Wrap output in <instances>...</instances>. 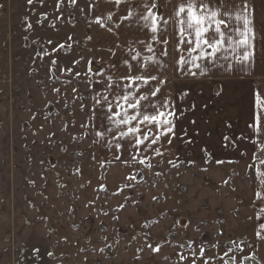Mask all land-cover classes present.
<instances>
[{
  "label": "rangeland",
  "instance_id": "1",
  "mask_svg": "<svg viewBox=\"0 0 264 264\" xmlns=\"http://www.w3.org/2000/svg\"><path fill=\"white\" fill-rule=\"evenodd\" d=\"M69 1L0 0V264H243L254 174L110 140L90 2Z\"/></svg>",
  "mask_w": 264,
  "mask_h": 264
},
{
  "label": "crops",
  "instance_id": "2",
  "mask_svg": "<svg viewBox=\"0 0 264 264\" xmlns=\"http://www.w3.org/2000/svg\"><path fill=\"white\" fill-rule=\"evenodd\" d=\"M89 2V13L93 20L90 43L91 46H99L91 59L92 83L89 86L92 104L95 106V100L99 98L98 94H104L103 84L109 76L113 80H118L122 74H125L127 69L125 61H128L135 66L134 70L139 69L138 74L151 73L166 80L167 83L160 85L162 89L160 100L171 99L183 112L176 121L177 138L170 145L164 143L156 146L162 155L150 150L137 153L133 148L131 152H135L134 154L146 152V155L152 158L172 157L180 161L187 160L190 156L196 160L211 158L210 161L214 163L218 160L224 161L221 164L227 166L241 161L244 163L243 171L254 174L255 186L257 190H261L256 178V169H264V164L261 163V160H264V153H258L257 159L253 160L254 148L247 138L252 137V130L248 128V124L251 122L255 93L260 92L264 95V0H250L257 31L255 57L250 64L238 62L240 49L235 48V45L230 44L227 39L228 36L237 38L235 31L238 27L237 22L235 19L229 20L227 15H222L221 18L229 22L230 29L226 31L224 46L217 53V57L195 61L200 64V68L186 65L183 72L175 71V60L178 57L174 48L152 41L151 32L143 27L144 21L139 19V16L147 0H121L119 4H115L114 0H89ZM156 2L159 3L160 11L165 18L169 20L168 25L165 26L166 38L178 39L176 34L179 25L172 19L173 5L177 0H156ZM203 2L221 13L225 11L226 3L227 11L233 17L239 14L243 4V0H203ZM70 6L76 8V2L69 1L67 8L63 4H58V10L70 11ZM129 12L133 13V17L123 19ZM109 14L112 15L111 21L107 20ZM101 17L112 31H107L95 23ZM209 35L212 36L214 33L210 31ZM149 46L153 49L151 52L148 50ZM164 47H168L169 56L161 55ZM137 52L140 56L134 61L131 57ZM196 54L192 53L193 56ZM180 55L188 57V52L183 46ZM150 56L157 63L147 64L146 58ZM189 68L197 74L190 75ZM184 92L187 95L181 96ZM109 99L112 97L110 96ZM153 102H155L154 98ZM98 111L99 117L103 120L101 124L104 130L108 131L112 128L113 132H116L115 127L107 119V107H98ZM113 132H109L110 140H113ZM119 142H127V140H119ZM242 152L247 154L242 156ZM250 164L254 166L252 169L248 167ZM248 205L251 206L248 209L251 213L247 215L248 220H246L252 229L251 238L254 246L247 252L249 256L255 255L259 264H264V240H260L255 235V231L258 230L255 217L260 209L264 208V203L255 200ZM247 240H245L246 244Z\"/></svg>",
  "mask_w": 264,
  "mask_h": 264
},
{
  "label": "snow or ice",
  "instance_id": "3",
  "mask_svg": "<svg viewBox=\"0 0 264 264\" xmlns=\"http://www.w3.org/2000/svg\"><path fill=\"white\" fill-rule=\"evenodd\" d=\"M32 2L33 0H28V3ZM72 2L75 3V0ZM114 2L119 4L121 0H114ZM173 13V22L179 25L176 34L178 39L174 40L166 38L165 26L168 25L169 20L160 11V5L156 0H147L144 3V10L139 19L144 21L143 27L151 32L150 39L152 41L174 48L178 57L175 60V71L183 72L186 65L200 68V64L195 61L217 57V53L224 46L226 31L230 29L229 22L222 19V15H227L229 20L235 19L238 24L235 29L237 38L227 37L230 44H234L235 48L240 49V55L237 57L238 62L250 64L254 60L257 31L250 0H243L242 10L234 17L229 15L226 3L225 11L221 13L219 10L211 9L203 0H177L173 5ZM132 17L133 13L129 12L123 19L127 20ZM107 20H112L111 14L107 16ZM96 23L101 28L112 31V28L104 23L103 17L98 18ZM210 31L214 35L210 36ZM189 37L192 38L189 39ZM182 46L188 52V57L180 55ZM148 50L151 52L153 49L149 46ZM192 53L197 54L193 56ZM161 55H170L168 47L161 50ZM139 56L140 53L137 52L131 59L136 61ZM146 63H157V61L150 56L146 58ZM125 64L127 65L125 74H122L118 80H113L109 76L104 82V94H98L99 98L95 100V106L107 107V119L116 129V132H113L112 128L108 129L109 132H113V140H127L137 153L150 150L157 155H162L156 146L164 143L170 145L177 138L176 121L183 115V112L171 99L160 100L162 91L160 85L167 83L166 80L151 73L138 74L139 69L134 70L133 64L128 61H125ZM188 73L193 76L197 74L192 72L191 68L188 69ZM184 95L187 93H181V96ZM110 96L112 99H109ZM153 98L155 102H153ZM248 128L252 130V137L247 139L253 145L252 158L255 160L258 153H264V95L260 92L255 93V103ZM97 136L103 139L104 133L97 132ZM122 147L123 145L117 142L115 144L116 152L118 153ZM246 154V152L241 153L242 156ZM114 158L121 159L120 155H115ZM136 158L135 155L132 157L133 160ZM138 162L144 164L145 159L142 158ZM216 162L224 163L219 160ZM261 163L264 164V160H261ZM248 167L252 169L254 166L250 164ZM256 178L261 190L255 192V200L264 203V169H256ZM255 219L258 222V230L255 231V235L260 240H264V208L260 209ZM153 250L158 251V249ZM33 251L39 253V249ZM203 253L204 250L201 249V255ZM48 255L51 256L52 253L49 252ZM250 258L254 259V257H244L245 260ZM204 264H208V262L204 261Z\"/></svg>",
  "mask_w": 264,
  "mask_h": 264
},
{
  "label": "flooded vegetation",
  "instance_id": "4",
  "mask_svg": "<svg viewBox=\"0 0 264 264\" xmlns=\"http://www.w3.org/2000/svg\"><path fill=\"white\" fill-rule=\"evenodd\" d=\"M247 257H254V259H247V260H244V263L243 264H246V263H249V264H259V261L258 259L255 257V255H248Z\"/></svg>",
  "mask_w": 264,
  "mask_h": 264
},
{
  "label": "built area",
  "instance_id": "5",
  "mask_svg": "<svg viewBox=\"0 0 264 264\" xmlns=\"http://www.w3.org/2000/svg\"><path fill=\"white\" fill-rule=\"evenodd\" d=\"M246 264H249V263H246Z\"/></svg>",
  "mask_w": 264,
  "mask_h": 264
}]
</instances>
